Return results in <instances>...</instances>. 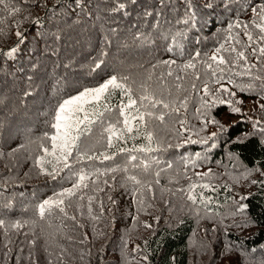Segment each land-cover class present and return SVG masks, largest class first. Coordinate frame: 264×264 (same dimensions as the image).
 I'll use <instances>...</instances> for the list:
<instances>
[{"label":"trees","instance_id":"obj_1","mask_svg":"<svg viewBox=\"0 0 264 264\" xmlns=\"http://www.w3.org/2000/svg\"><path fill=\"white\" fill-rule=\"evenodd\" d=\"M262 6L0 4V264H264ZM113 76L123 87L84 106L64 167L44 151L55 110Z\"/></svg>","mask_w":264,"mask_h":264},{"label":"snow or ice","instance_id":"obj_2","mask_svg":"<svg viewBox=\"0 0 264 264\" xmlns=\"http://www.w3.org/2000/svg\"><path fill=\"white\" fill-rule=\"evenodd\" d=\"M4 3H5V0H0V4H4ZM123 6H124L123 4L120 5V7H123ZM262 10H264V6H262ZM256 12H257V9L253 8V13H256ZM261 19L264 20V16H261ZM256 27L260 28V30L264 32V25L257 24ZM16 35L17 37L22 36L20 32H17ZM245 35H248L249 39H251L250 34L245 33ZM261 39H264V37H261ZM15 51L16 49H11L8 55H11ZM216 51L219 52L220 49H217ZM260 51L261 53H264V48L260 49ZM238 55L240 58H243L244 56L243 52L238 53ZM211 59L214 61L218 60L220 64L225 63L223 57L218 58L215 53L212 55ZM187 66L192 67L193 65L189 64ZM209 67H211V65H209ZM110 87L119 88V87H123V85L117 83V77L113 76L109 78L107 81H105L104 83L100 84L98 87L85 88L83 91L79 92L77 95L71 96L70 98L63 100V102H61L58 108L55 110L54 123H52L51 125V127L56 129V134L51 137L52 151L49 153L47 148H45L44 151L48 153L49 155H53V156H56L57 151H58L60 155L56 156L57 162H60V160H63L65 162L64 167H68V164L66 161H67L68 156L72 154L73 145L76 143V137L72 135V130L74 127L73 121L76 122V126H78L79 123H83V120L78 119V115L79 113L85 110L84 106L90 103L91 101H98L101 98V96L109 90ZM221 89H223V91L225 92L228 91L227 89L223 88V86H221ZM221 89H218L217 91H220ZM207 91H208L207 86H205V92ZM220 102L224 103V101H220ZM157 103H159V101H157ZM227 103H229V105L231 106L230 101H228ZM237 103H241V101H237ZM135 104H136V101L129 99V105L126 107H131ZM230 111L239 112V108L230 107ZM121 115H124L123 109L121 110ZM133 119H136V117H133ZM139 119L140 120L144 119L143 114L140 115ZM208 122L217 123L215 119L210 120ZM125 127L127 131L129 132L132 131V128L129 126V121L127 118H125ZM105 131L109 133L108 135L109 146L112 145L114 137L123 138L122 134L117 133L115 126H109L107 129H105ZM212 135L215 136L216 133H213ZM45 136H47V133L45 134ZM149 138H150V134H149ZM121 151H123V149ZM105 158L107 159L108 157H105ZM37 163H41V161H38ZM198 175H206V174H198ZM85 178L86 177L84 175H80L79 181L83 182ZM131 179L135 180V177H132ZM78 186L79 184L74 185V187H78ZM191 187L195 188L196 186L192 185ZM204 187H208V186L204 185ZM71 191H72L71 189H66L64 190V193H58L56 195L62 196L66 193L70 194ZM188 198L193 201H195L196 199L195 196H193L191 193L189 194ZM53 203L58 206L63 203V200H53L50 198L49 200L44 201V204L40 206L41 213H43L45 206L51 205ZM0 223H2V221H0Z\"/></svg>","mask_w":264,"mask_h":264}]
</instances>
